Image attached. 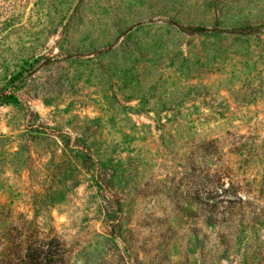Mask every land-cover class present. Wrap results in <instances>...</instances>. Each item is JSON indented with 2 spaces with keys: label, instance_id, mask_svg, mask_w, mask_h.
I'll use <instances>...</instances> for the list:
<instances>
[{
  "label": "rangeland",
  "instance_id": "1",
  "mask_svg": "<svg viewBox=\"0 0 264 264\" xmlns=\"http://www.w3.org/2000/svg\"><path fill=\"white\" fill-rule=\"evenodd\" d=\"M52 237L264 264V0H0V264Z\"/></svg>",
  "mask_w": 264,
  "mask_h": 264
},
{
  "label": "trees",
  "instance_id": "2",
  "mask_svg": "<svg viewBox=\"0 0 264 264\" xmlns=\"http://www.w3.org/2000/svg\"><path fill=\"white\" fill-rule=\"evenodd\" d=\"M36 241V240H35ZM37 243V242H36ZM62 251L60 247V243L55 237L50 238L46 242V247L43 245H38L31 250L27 260L20 262H12L10 260L9 264H61Z\"/></svg>",
  "mask_w": 264,
  "mask_h": 264
}]
</instances>
